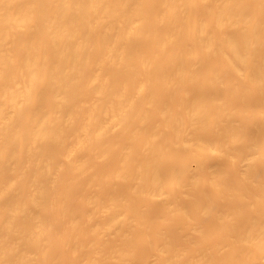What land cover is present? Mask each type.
Wrapping results in <instances>:
<instances>
[{
	"label": "bare ground",
	"instance_id": "bare-ground-1",
	"mask_svg": "<svg viewBox=\"0 0 264 264\" xmlns=\"http://www.w3.org/2000/svg\"><path fill=\"white\" fill-rule=\"evenodd\" d=\"M0 264H264V0H0Z\"/></svg>",
	"mask_w": 264,
	"mask_h": 264
}]
</instances>
